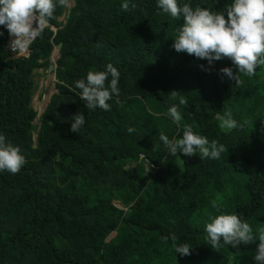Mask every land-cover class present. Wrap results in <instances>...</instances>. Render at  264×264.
Masks as SVG:
<instances>
[{"label": "trees", "instance_id": "trees-1", "mask_svg": "<svg viewBox=\"0 0 264 264\" xmlns=\"http://www.w3.org/2000/svg\"><path fill=\"white\" fill-rule=\"evenodd\" d=\"M124 2L58 6L16 59L0 26V133L26 158L18 174L0 172V264H256L258 239L238 248L221 241L214 250L204 226L216 204L254 234L264 229V66L237 84L220 73L237 71L230 59L209 65L172 47L183 17L164 13L157 0H128L127 11ZM178 3L223 12L232 0ZM65 13L72 32L56 42L51 27L59 29ZM59 44L55 93L34 125L35 75ZM109 63L120 72L119 95L110 110L89 111L75 82ZM172 104L179 124L168 114ZM228 111L242 127H220ZM77 112L86 118L78 134L70 130ZM186 125L224 145L220 158L171 155L159 133L178 139ZM173 234L191 255L175 252Z\"/></svg>", "mask_w": 264, "mask_h": 264}, {"label": "clouds", "instance_id": "clouds-1", "mask_svg": "<svg viewBox=\"0 0 264 264\" xmlns=\"http://www.w3.org/2000/svg\"><path fill=\"white\" fill-rule=\"evenodd\" d=\"M68 0H0V26L7 29L11 38L10 48L13 53L23 54L40 31L55 18L57 7H64ZM122 9L129 10V2L125 0ZM134 9L136 5L133 3ZM157 7L174 19L183 17V23L176 29L172 47L181 53H187L200 60H207L209 65L215 61L228 58L235 69L225 67L220 69L222 76H227L235 83H240L241 75L254 76L259 66H264V0H232L223 12H214L209 8L189 3L180 5L178 0H157ZM0 35H3L0 32ZM203 67V66H201ZM110 78V79H109ZM120 72L111 63L103 71H89L86 79L75 82L79 89V97L85 102L89 111L97 108L110 110L108 101L113 94L119 95L118 82ZM178 91H172L170 98H175ZM185 104L181 98L179 105ZM179 105L172 104L168 114L179 124L182 120ZM71 131L79 133L86 124V118L77 112L72 118ZM221 128L236 129L242 127L233 119L230 111L220 117ZM129 128V132H133ZM159 139L173 156L178 152L187 157L197 156L200 159H219L225 151L224 145L217 140L209 139L194 132L191 125L183 128L181 138L169 139L163 132ZM159 147L154 144L155 150ZM26 164V158L19 146L10 142L0 133V172L18 174ZM217 215H209L205 223L207 244L218 250L222 244L238 248L259 240L255 251L256 264H264V229L253 233L249 223L235 213L222 212L219 206L213 204ZM165 241L169 237H164ZM175 252L180 256L191 255L192 248L187 242L177 243L178 237L173 234ZM218 252V251H217Z\"/></svg>", "mask_w": 264, "mask_h": 264}, {"label": "rangeland", "instance_id": "rangeland-1", "mask_svg": "<svg viewBox=\"0 0 264 264\" xmlns=\"http://www.w3.org/2000/svg\"><path fill=\"white\" fill-rule=\"evenodd\" d=\"M72 6H73L72 0H68L67 5L65 6L66 9H69ZM65 17H67L66 13L61 18L58 19V22L61 23V27L59 29H55V28L51 27V30L54 32V34H56V40H55L56 42H58V41L64 42L67 39H69V37L71 35L72 31L70 29L66 28V26H65V21H64ZM10 40H11V38L9 37L8 45L10 43ZM8 45H7V51H8ZM56 47L57 46H55L53 48V51H52L51 57H50V65H53L54 68L56 67L55 61L59 56L57 53ZM26 52L28 55V50H26L23 54H26ZM8 53H9V51H8ZM13 54H16V53H13ZM18 55H20V54H18ZM11 58L16 59V58H18V56H16V58L14 56H11ZM34 82L36 84V91H35L34 96H33L31 107L37 113V117L33 123L35 125V124H37V120H38L39 116L42 115L47 104L49 103L50 97L55 93L54 85H55L56 81H55V76H54L53 72L48 73L47 69H42L35 75ZM162 155H163L162 151H159V150L156 151V155H155L156 157H160ZM171 172L173 175L175 174L174 169H172Z\"/></svg>", "mask_w": 264, "mask_h": 264}, {"label": "water", "instance_id": "water-1", "mask_svg": "<svg viewBox=\"0 0 264 264\" xmlns=\"http://www.w3.org/2000/svg\"><path fill=\"white\" fill-rule=\"evenodd\" d=\"M73 2V0H72ZM74 5V3H73ZM60 48H61V45L59 44L57 47H56V50H57V53L59 55V52H60ZM59 57V56H58ZM53 69H54V66L53 65H49L48 68H47V72L48 73H52L53 72Z\"/></svg>", "mask_w": 264, "mask_h": 264}, {"label": "built area", "instance_id": "built-area-1", "mask_svg": "<svg viewBox=\"0 0 264 264\" xmlns=\"http://www.w3.org/2000/svg\"><path fill=\"white\" fill-rule=\"evenodd\" d=\"M8 51H9L10 55H11V56H14L15 58H16V56H18V57H25V56H27V52H26V54H20V55H18V54H13V52L11 51V48H10V43H9V45H8Z\"/></svg>", "mask_w": 264, "mask_h": 264}, {"label": "bare ground", "instance_id": "bare-ground-1", "mask_svg": "<svg viewBox=\"0 0 264 264\" xmlns=\"http://www.w3.org/2000/svg\"><path fill=\"white\" fill-rule=\"evenodd\" d=\"M54 73V72H53Z\"/></svg>", "mask_w": 264, "mask_h": 264}]
</instances>
